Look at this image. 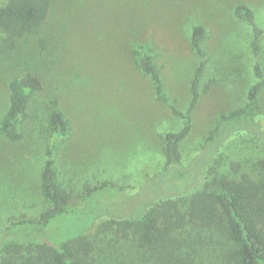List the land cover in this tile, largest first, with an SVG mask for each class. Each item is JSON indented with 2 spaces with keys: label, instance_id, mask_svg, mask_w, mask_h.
Returning a JSON list of instances; mask_svg holds the SVG:
<instances>
[{
  "label": "rangeland",
  "instance_id": "obj_1",
  "mask_svg": "<svg viewBox=\"0 0 264 264\" xmlns=\"http://www.w3.org/2000/svg\"><path fill=\"white\" fill-rule=\"evenodd\" d=\"M238 4L253 11L263 31L256 53L250 25L234 17ZM197 25L204 29L203 57L190 47ZM136 45L150 49L163 92L182 113L192 97L195 70L204 61L190 130L179 144L180 162L165 175L164 135L178 132L183 121L156 100L150 78L132 54ZM26 73L37 76L42 88L29 97L26 116L16 121L20 138L0 135V243L21 235L58 245L84 235L92 242V264H228L226 249L209 250L207 237L190 225L150 251L139 249L115 226H102L118 221L105 213L134 210L144 198L153 207L168 192L184 210L189 201L184 190L215 176L239 180L247 175L259 190L257 162L264 159V141L245 124L218 148L208 136L219 116L244 106L250 87L264 80V0H51L35 32L14 40L0 33V120L9 105V83ZM51 101L67 122L64 138H48ZM253 120L264 132V86ZM49 146L57 186L70 195L67 212L43 227L5 230L13 222L37 219L50 207L40 190ZM104 182L111 186L96 189ZM31 257L24 252L4 259L32 264Z\"/></svg>",
  "mask_w": 264,
  "mask_h": 264
},
{
  "label": "trees",
  "instance_id": "obj_2",
  "mask_svg": "<svg viewBox=\"0 0 264 264\" xmlns=\"http://www.w3.org/2000/svg\"><path fill=\"white\" fill-rule=\"evenodd\" d=\"M50 6L51 0H4L0 5V33L9 40H14L35 32L45 22ZM233 14L237 20L250 25L253 33L252 48L256 53L263 31L256 25L253 11L244 4H238ZM203 35L204 29L201 26L192 28L190 47L200 57H203L200 47ZM132 54L140 72L150 78L156 100L166 104L171 113L183 121L178 132H168L164 135L162 151L165 158L163 168L165 175L168 173L165 171L176 167L180 162L179 144L190 130V112L198 98L196 86L202 74L204 61H201L195 70L191 83L192 97L188 108L182 113L177 109L175 102L164 94L159 72L151 63L150 49L144 45H136L132 49ZM255 75L258 80L262 78L258 67H255ZM261 86H264V80L250 87L244 106L219 116L208 136V140L215 142L217 148L231 132L240 129L241 124L249 127L258 140L264 141V132L258 131L253 120V111L257 106V95ZM41 88L40 79L31 73H26L9 83V105L0 120V135L13 141L20 138L15 129L16 121L19 117L26 116L29 97L39 92ZM48 110L46 119L48 138L53 140L66 137L68 125L62 113L56 108V101L50 102ZM45 158L40 172V190L49 201L50 207L37 219L13 222L5 230L24 224L43 227L52 218L67 212L70 195L57 186L52 146L47 149ZM231 167L233 171H237L238 163H233ZM257 168L262 180L259 190L254 189L247 175H242L239 180L215 176L199 185L177 191L183 193L184 190L189 196L188 205L184 210H181L177 201L168 192L160 196L159 202L153 207L152 200L144 198L134 210L114 209V212L105 213L109 216L115 215L118 221L105 222L102 227L108 230L115 226V230L123 237L128 235L132 237L139 249L150 251L169 242L175 232L190 225L193 232L207 237L211 245L209 250H212L213 246L226 249L228 264H264V159L258 160ZM107 185L111 186L110 183L104 182L96 189H103ZM92 251V242L84 235L51 246L39 240H25L20 235L15 239L1 241L0 264H9L8 260L4 259L6 255L18 256L24 252L32 255V264H92Z\"/></svg>",
  "mask_w": 264,
  "mask_h": 264
},
{
  "label": "water",
  "instance_id": "obj_3",
  "mask_svg": "<svg viewBox=\"0 0 264 264\" xmlns=\"http://www.w3.org/2000/svg\"><path fill=\"white\" fill-rule=\"evenodd\" d=\"M42 243H45V244H47L48 246H51V243L50 242H48L47 240H40Z\"/></svg>",
  "mask_w": 264,
  "mask_h": 264
}]
</instances>
